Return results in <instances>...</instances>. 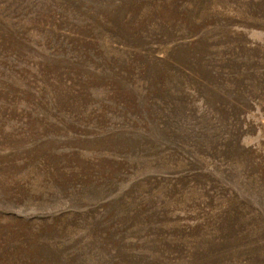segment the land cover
Segmentation results:
<instances>
[{"label": "rangeland", "instance_id": "obj_1", "mask_svg": "<svg viewBox=\"0 0 264 264\" xmlns=\"http://www.w3.org/2000/svg\"><path fill=\"white\" fill-rule=\"evenodd\" d=\"M0 264H264V0H0Z\"/></svg>", "mask_w": 264, "mask_h": 264}]
</instances>
